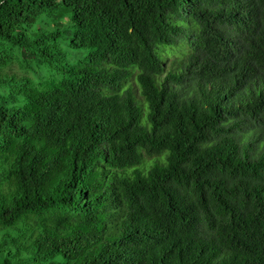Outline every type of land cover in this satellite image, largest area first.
<instances>
[{"label":"trees","instance_id":"16d2710c","mask_svg":"<svg viewBox=\"0 0 264 264\" xmlns=\"http://www.w3.org/2000/svg\"><path fill=\"white\" fill-rule=\"evenodd\" d=\"M262 116L264 0H0V264H264Z\"/></svg>","mask_w":264,"mask_h":264},{"label":"rangeland","instance_id":"374dc122","mask_svg":"<svg viewBox=\"0 0 264 264\" xmlns=\"http://www.w3.org/2000/svg\"><path fill=\"white\" fill-rule=\"evenodd\" d=\"M177 51H179L178 47L173 48V52H177ZM135 94H136V97L138 99H141L140 94L137 90L135 91ZM238 121H239V124L244 122V121H241L240 119H238ZM254 127L261 129L260 132H261L262 136L264 135V116H262L258 120L248 118V121L244 124V128L243 129L241 128L240 131L243 133V130L250 131ZM143 158L146 162L148 161V159H146V157L144 155H143Z\"/></svg>","mask_w":264,"mask_h":264}]
</instances>
